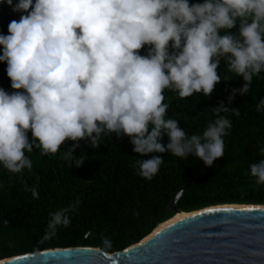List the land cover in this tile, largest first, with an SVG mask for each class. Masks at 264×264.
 <instances>
[{
    "label": "clouds",
    "instance_id": "clouds-1",
    "mask_svg": "<svg viewBox=\"0 0 264 264\" xmlns=\"http://www.w3.org/2000/svg\"><path fill=\"white\" fill-rule=\"evenodd\" d=\"M0 2L20 13L8 34L0 32V62L7 64L12 89L0 87V165L11 173L31 171L26 153L34 148L56 155L68 141L74 143L62 157L79 167L84 160L73 158L81 140L99 147L113 134L129 137L141 157L195 155L211 167L224 156L232 123L220 113L230 107L221 100L202 135L189 136L168 117L165 90L180 99L211 96L222 79L229 80L218 74L223 61L245 81L231 90V104L264 71V0ZM256 110L264 111V99ZM163 162L161 155L139 159L138 174L151 180ZM250 173L264 184V159L252 163ZM25 190L39 198L35 187ZM74 210L69 205L50 214L46 237L70 226L67 214Z\"/></svg>",
    "mask_w": 264,
    "mask_h": 264
},
{
    "label": "trees",
    "instance_id": "trees-1",
    "mask_svg": "<svg viewBox=\"0 0 264 264\" xmlns=\"http://www.w3.org/2000/svg\"><path fill=\"white\" fill-rule=\"evenodd\" d=\"M196 2L203 0H190ZM19 16L6 2H0V32L8 34V24ZM232 31H238V25ZM141 52L145 54V50ZM6 68L0 62V87L12 91ZM218 74L229 80L222 79L211 96L195 93L180 99L174 92H164L165 102L170 104L168 117L179 120L189 136L202 135L216 119L213 107L221 100L230 107L229 112L220 113L232 123L224 137V156L211 167L195 155L179 158L166 152L141 157L133 151L129 137L115 134L102 137L99 147L81 140L73 158L84 160L79 167L62 157L73 141L61 145L56 155H41L36 148L26 153L33 168L24 169L22 175L0 165V259L57 247L94 246L111 253L124 250L175 215L169 206L194 175L195 184L177 203L184 211L226 203L264 204V184L250 173V165L264 159V111L256 110L264 99V71L254 77L251 90L245 95L237 93L231 104L227 100L231 90L245 81L229 72L223 61ZM236 108L239 116L234 113ZM167 142L165 134L163 143ZM151 155L163 156L164 162L148 180L138 174L136 161ZM25 185L35 187L39 198L34 199ZM69 205L75 206L67 214L70 226H58L54 235L46 237L50 214ZM102 238H108L111 247H104Z\"/></svg>",
    "mask_w": 264,
    "mask_h": 264
},
{
    "label": "water",
    "instance_id": "water-1",
    "mask_svg": "<svg viewBox=\"0 0 264 264\" xmlns=\"http://www.w3.org/2000/svg\"><path fill=\"white\" fill-rule=\"evenodd\" d=\"M196 180L194 175L169 206L175 214L188 215L156 227L124 250L57 247L3 258L0 264H264V204L226 203L184 211L177 203Z\"/></svg>",
    "mask_w": 264,
    "mask_h": 264
},
{
    "label": "bare ground",
    "instance_id": "bare-ground-1",
    "mask_svg": "<svg viewBox=\"0 0 264 264\" xmlns=\"http://www.w3.org/2000/svg\"><path fill=\"white\" fill-rule=\"evenodd\" d=\"M185 215H188V213H177V214H175L172 218H170V219L166 220L165 222H162L161 224H159L157 226V228L155 229V231L158 230L159 228H161L162 226H164V225H166V224H168V223H170V222H172L178 218H181Z\"/></svg>",
    "mask_w": 264,
    "mask_h": 264
}]
</instances>
